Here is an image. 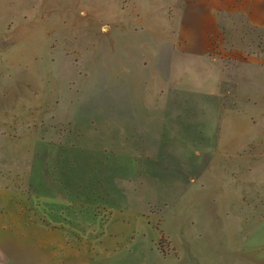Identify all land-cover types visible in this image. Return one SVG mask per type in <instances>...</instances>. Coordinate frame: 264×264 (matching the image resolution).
I'll use <instances>...</instances> for the list:
<instances>
[{
	"label": "rangeland",
	"instance_id": "374dc122",
	"mask_svg": "<svg viewBox=\"0 0 264 264\" xmlns=\"http://www.w3.org/2000/svg\"><path fill=\"white\" fill-rule=\"evenodd\" d=\"M74 1L0 0V184L121 264H264L263 29L223 11L205 54L179 39L170 82L130 96L98 76L120 18Z\"/></svg>",
	"mask_w": 264,
	"mask_h": 264
},
{
	"label": "crops",
	"instance_id": "0c3cea01",
	"mask_svg": "<svg viewBox=\"0 0 264 264\" xmlns=\"http://www.w3.org/2000/svg\"><path fill=\"white\" fill-rule=\"evenodd\" d=\"M76 1L84 14L120 18L112 22L114 40L99 43L104 56L106 49L111 48L119 57L115 56L98 76L101 77L100 83L103 82L109 89L111 83L107 82L113 80L114 90L124 88L119 85V80H122L130 96L136 91L156 92L170 82L173 66L183 64L175 60L177 47H181L177 42L179 39L185 41L183 49L193 54H205L210 45L209 34L214 32L217 18L223 11L239 9L250 25L264 31V0H241L239 6H235L236 0ZM126 18H135V24L127 23ZM107 30L104 32L107 33ZM144 31L150 36L139 37ZM170 34L174 35V42L170 40ZM155 36L158 37L156 41ZM122 37L140 39L126 41L121 40ZM111 64H114V72ZM102 92L106 93L100 89L99 95ZM129 107L130 110L125 111L131 114L125 116L127 124L135 118L132 114L139 112L137 104L131 103ZM45 220L29 202L25 189L0 184V264H121L113 259L115 249L103 248L98 253L91 252L88 242L80 234L63 224H50ZM226 240L221 236L212 237L213 249L225 252ZM167 241L168 245L163 247L165 251H157L158 259L162 261H167L170 253L174 252L172 239L167 237ZM152 258L151 254L136 255L132 263L152 264Z\"/></svg>",
	"mask_w": 264,
	"mask_h": 264
}]
</instances>
